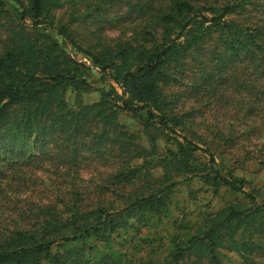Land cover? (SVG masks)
Listing matches in <instances>:
<instances>
[{
  "label": "trees",
  "instance_id": "obj_1",
  "mask_svg": "<svg viewBox=\"0 0 264 264\" xmlns=\"http://www.w3.org/2000/svg\"><path fill=\"white\" fill-rule=\"evenodd\" d=\"M0 32V264H264V0H0Z\"/></svg>",
  "mask_w": 264,
  "mask_h": 264
},
{
  "label": "rangeland",
  "instance_id": "obj_2",
  "mask_svg": "<svg viewBox=\"0 0 264 264\" xmlns=\"http://www.w3.org/2000/svg\"><path fill=\"white\" fill-rule=\"evenodd\" d=\"M63 12H64V10L60 11L59 14H63ZM82 27H84L83 24L74 25V29L76 30V32L81 31L83 29ZM116 33H117L116 31H111V33H108V35L111 37H114L116 35ZM52 35L55 36V34H52ZM2 37H3V35L0 32V39ZM67 50L77 60L85 61L89 64V62L87 61V59L85 57L74 52L70 47ZM92 82H93V86L95 88L99 87L100 85H103V81L100 79V76L97 73V70H94L92 73ZM108 82H112V81L108 80ZM115 87H116V90L119 93H121V89L117 85H115ZM97 98H98V91H96V90H93L92 92H90L84 96L85 101H88V102L94 101ZM247 176L252 179V181L254 182L256 187H260L259 191L261 193V197L264 198V170L258 171V173H247ZM191 185H192L193 189L200 188V190L197 193V203L203 204V205H210V206H214V207L219 205V199L215 195H213L210 191L202 189L203 186H202L200 180L194 179L192 181ZM193 204H195V203H193ZM191 206L193 207L194 205H191ZM228 256H229V259L237 261L236 255L231 253V254H228Z\"/></svg>",
  "mask_w": 264,
  "mask_h": 264
}]
</instances>
